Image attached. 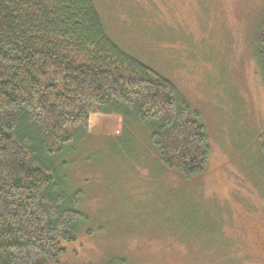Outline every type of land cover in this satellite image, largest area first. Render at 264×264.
I'll list each match as a JSON object with an SVG mask.
<instances>
[{
    "label": "rangeland",
    "instance_id": "1",
    "mask_svg": "<svg viewBox=\"0 0 264 264\" xmlns=\"http://www.w3.org/2000/svg\"><path fill=\"white\" fill-rule=\"evenodd\" d=\"M93 1L112 39L197 110L210 155L186 179L159 162L144 127L91 115L66 174L90 229L72 245L75 264H264V84L253 58L264 0Z\"/></svg>",
    "mask_w": 264,
    "mask_h": 264
},
{
    "label": "trees",
    "instance_id": "2",
    "mask_svg": "<svg viewBox=\"0 0 264 264\" xmlns=\"http://www.w3.org/2000/svg\"><path fill=\"white\" fill-rule=\"evenodd\" d=\"M257 18L264 84V7ZM95 114L144 127L159 162L184 178L205 173L210 144L197 110L112 39L93 0H0V264H75L73 246L90 229L66 174Z\"/></svg>",
    "mask_w": 264,
    "mask_h": 264
},
{
    "label": "flooded vegetation",
    "instance_id": "3",
    "mask_svg": "<svg viewBox=\"0 0 264 264\" xmlns=\"http://www.w3.org/2000/svg\"><path fill=\"white\" fill-rule=\"evenodd\" d=\"M260 242H261V244H262V245L264 244V241H263V239H262V238L260 239ZM262 245H261V246H262Z\"/></svg>",
    "mask_w": 264,
    "mask_h": 264
}]
</instances>
